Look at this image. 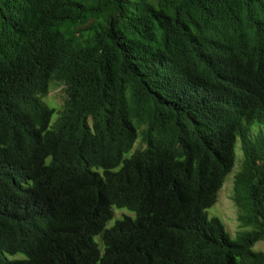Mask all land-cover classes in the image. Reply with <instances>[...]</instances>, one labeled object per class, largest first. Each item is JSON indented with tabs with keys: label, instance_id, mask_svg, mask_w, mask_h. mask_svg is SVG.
<instances>
[{
	"label": "trees",
	"instance_id": "trees-1",
	"mask_svg": "<svg viewBox=\"0 0 264 264\" xmlns=\"http://www.w3.org/2000/svg\"><path fill=\"white\" fill-rule=\"evenodd\" d=\"M237 144L231 238L208 210ZM259 241L264 0H0V264H264Z\"/></svg>",
	"mask_w": 264,
	"mask_h": 264
},
{
	"label": "rangeland",
	"instance_id": "rangeland-1",
	"mask_svg": "<svg viewBox=\"0 0 264 264\" xmlns=\"http://www.w3.org/2000/svg\"><path fill=\"white\" fill-rule=\"evenodd\" d=\"M62 87H55L53 88L49 94L48 98L43 100V103L49 107L53 108L56 111H58L61 106V101L63 99L62 95ZM53 101V105L51 102ZM57 118V113H55L52 118L51 122H54ZM235 154L237 155L236 161L234 164L233 169L231 172L227 175L225 182L223 184L222 189L218 192V197L216 203L208 210V214L211 217L218 218L224 225L225 230L228 232V234L231 236V238H234L239 232L242 231L240 228V225L238 223V217H237V209L232 201V186H233V180L235 175L240 171V149L238 144L235 146ZM238 164V165H237ZM133 216L126 210H118L114 209L113 211V217L114 219L109 223V227L113 225L114 221L121 216ZM253 251L255 252H262L264 253V241H259L256 243L253 247Z\"/></svg>",
	"mask_w": 264,
	"mask_h": 264
}]
</instances>
